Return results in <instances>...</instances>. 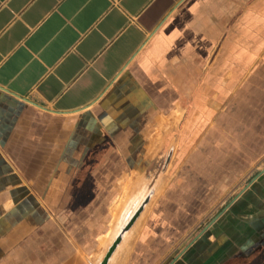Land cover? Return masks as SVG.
Masks as SVG:
<instances>
[{
  "label": "crops",
  "instance_id": "obj_1",
  "mask_svg": "<svg viewBox=\"0 0 264 264\" xmlns=\"http://www.w3.org/2000/svg\"><path fill=\"white\" fill-rule=\"evenodd\" d=\"M263 51L264 0H0V223L16 215L17 264H264V169L171 260L169 206L149 208L162 183L135 198L158 136L195 100L230 98L234 53L248 69Z\"/></svg>",
  "mask_w": 264,
  "mask_h": 264
},
{
  "label": "rangeland",
  "instance_id": "obj_2",
  "mask_svg": "<svg viewBox=\"0 0 264 264\" xmlns=\"http://www.w3.org/2000/svg\"><path fill=\"white\" fill-rule=\"evenodd\" d=\"M239 56L240 53H234L233 80L236 83L233 82V92L227 93L230 98L211 102L201 98L195 100L197 104L200 102L199 109L186 107L185 114L170 128L168 135L158 136V139L168 140V146L157 149L159 162L146 171L147 177H158L140 180L136 187L141 195L135 198L140 201L145 196V204L149 191L154 193L162 183L160 194L149 208L153 204L159 207L162 202L169 206V245L173 248L169 260L195 241L207 237L211 220L264 169V51L248 53V69L236 67L240 63ZM219 75L218 72L217 82ZM215 86L219 93L222 85L212 83L207 87ZM208 102L214 103L213 106ZM118 213L113 214L114 217ZM12 217L15 227L16 215ZM7 223H0V251L5 254L0 257V264H17L16 229ZM157 229L149 227L153 232ZM28 230L31 235L32 228Z\"/></svg>",
  "mask_w": 264,
  "mask_h": 264
},
{
  "label": "water",
  "instance_id": "obj_3",
  "mask_svg": "<svg viewBox=\"0 0 264 264\" xmlns=\"http://www.w3.org/2000/svg\"><path fill=\"white\" fill-rule=\"evenodd\" d=\"M142 205L141 206H138L136 207V209L133 211L132 215L128 218V220L125 222H122V226L119 227V232H118V236L116 237L114 243L112 244V246L110 247V249H108V252H107V255L105 257L104 260H106L108 254L112 251L114 245L118 242V240L120 239V236L121 234L126 231L129 226L132 224V222L134 221V219L136 218V216L138 215V213L140 212V209H141ZM126 219V218H125ZM125 219H122V220H125ZM104 264V263H103Z\"/></svg>",
  "mask_w": 264,
  "mask_h": 264
},
{
  "label": "bare ground",
  "instance_id": "obj_4",
  "mask_svg": "<svg viewBox=\"0 0 264 264\" xmlns=\"http://www.w3.org/2000/svg\"><path fill=\"white\" fill-rule=\"evenodd\" d=\"M119 209H120V205L116 206V207L113 209L112 213H113V214L117 213V211H119Z\"/></svg>",
  "mask_w": 264,
  "mask_h": 264
}]
</instances>
